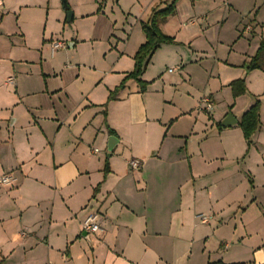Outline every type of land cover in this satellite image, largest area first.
Here are the masks:
<instances>
[{
  "label": "crops",
  "instance_id": "crops-1",
  "mask_svg": "<svg viewBox=\"0 0 264 264\" xmlns=\"http://www.w3.org/2000/svg\"><path fill=\"white\" fill-rule=\"evenodd\" d=\"M21 1L4 0L0 8L17 14L5 33L10 38L2 33V55L11 48L42 52L53 41L44 20L60 0ZM170 1L130 5V33L109 38L115 57L89 91L69 92L43 63L39 89L27 91L32 69L23 59L14 76H0V176L15 178L0 186V264H264V67L249 69L264 18L244 21L234 7L236 31L221 39L201 0L193 1L162 24L176 43L151 57L141 76L146 89L129 79L109 100L146 41L141 21ZM160 58L173 70L145 78ZM238 79L248 91L235 97ZM206 96L214 102L210 112ZM257 100L261 125L249 142L240 121ZM230 112L237 123L223 127ZM111 136L119 141L108 157ZM92 212L102 226L96 233L83 227ZM199 214L212 217L203 223Z\"/></svg>",
  "mask_w": 264,
  "mask_h": 264
},
{
  "label": "rangeland",
  "instance_id": "rangeland-1",
  "mask_svg": "<svg viewBox=\"0 0 264 264\" xmlns=\"http://www.w3.org/2000/svg\"><path fill=\"white\" fill-rule=\"evenodd\" d=\"M139 1L141 5L140 8L143 9L151 0ZM179 1V4L177 3V11L180 14L191 10L193 6L192 3L196 0ZM68 2L70 9L74 12V7H76L77 11L72 21L67 20V11L64 8L63 0H60L58 10L55 9L51 11L46 20H44L47 21L48 24V32L45 38H49L50 41H62L66 44V47L57 49L54 55L50 50L51 43L49 42L48 45L47 40L45 41L46 45L42 52L35 53V51H29L30 53H28L24 51V49L18 50L11 48L8 50L7 54H4L6 57L0 54V60L4 61L0 66V76L8 75V73L13 75V65L19 63L20 59H23L24 61H30V69H32L30 72L31 77L26 81L28 83L25 84V89L27 91H29L28 86L31 90L39 89L36 86L40 85V83L38 82L36 84L35 82H37V78L40 77L38 72L42 70V63L44 64L45 71H50L52 78H55L54 76L56 75V81H63V85L68 86L67 90L69 92L77 93L89 91L91 84L95 83L93 76H100L101 73L99 70H106L104 67H108L109 62H112L115 57L111 49L116 51V48L110 45L109 38L120 37L119 35L123 33L126 36V32L130 33V25L126 22L125 18L131 13L128 9L131 4L136 3V0H124L123 2L121 0H68ZM170 2L165 3V5L167 6ZM217 2H219V5H217L218 7L215 6ZM19 3H24V0ZM262 4H264V0H215L214 2L213 0H201L199 8L209 13L208 21L210 26L217 29L220 33L218 37L222 39L230 37V35L236 31V20L238 19V15L229 14L230 10L236 7L244 21H249V18L252 21L258 15V19L264 18V8L262 11L259 10ZM136 6L135 11L139 14V5ZM213 6L216 7L214 11L211 8ZM210 8L211 10H209ZM257 10H259V12H257ZM95 11H97L98 14L93 13ZM99 13H101V15H99ZM132 13L134 14V11H132ZM82 14H86L87 16L81 17L80 15ZM0 16L4 18V21L0 23V39L3 38L2 33L4 36L10 38L5 33L13 24L16 26L17 14L9 15L7 10L2 11V9H0ZM112 33H114L113 36H111ZM15 37L19 38L20 36L15 34ZM223 40L227 41L225 39ZM225 45L227 44H224V46ZM236 47L237 46L234 48ZM7 58H9V60ZM163 64H165V66ZM173 68L174 65L168 64L166 59H162L160 64L156 63L153 67L149 65L144 77L151 78V73H159L160 69L168 74L169 69L173 70ZM52 86L55 87V85ZM10 88L15 90V84L10 85ZM104 147H106V144ZM13 185L14 181L10 186Z\"/></svg>",
  "mask_w": 264,
  "mask_h": 264
},
{
  "label": "trees",
  "instance_id": "trees-1",
  "mask_svg": "<svg viewBox=\"0 0 264 264\" xmlns=\"http://www.w3.org/2000/svg\"><path fill=\"white\" fill-rule=\"evenodd\" d=\"M179 0H172L166 7L159 8L153 7L148 19L141 21V27L146 35V41L140 45L137 52L134 55L135 65L134 69L127 74L124 80L115 90L110 92L109 100L116 98L117 93L126 87V83L129 79H135L141 84V89L144 91L147 87V82L141 79L142 74L146 70V67L153 56V54L160 48L162 44H174L176 43L174 37L166 34L162 30V24L165 23L168 18L177 13V3ZM264 67V38L261 40L260 46L256 55L251 59L249 63V69H263ZM233 95L235 97L247 93L248 89L244 79H238L232 82ZM260 107L259 100L253 104L250 109L243 115L240 126L243 130L245 138L250 142L252 135L259 129L260 122ZM106 115V110L104 111ZM111 134H114L113 130H110ZM108 162V159L106 160ZM108 172V163L107 170Z\"/></svg>",
  "mask_w": 264,
  "mask_h": 264
},
{
  "label": "built area",
  "instance_id": "built-area-1",
  "mask_svg": "<svg viewBox=\"0 0 264 264\" xmlns=\"http://www.w3.org/2000/svg\"><path fill=\"white\" fill-rule=\"evenodd\" d=\"M3 5H4V0H0V8H2ZM51 45H52L53 50H57L59 48H65L66 47V44L64 42L58 41V40L52 41ZM14 81H15V79L13 76L8 78V82L14 83ZM202 104H203L204 109L208 112L212 111L214 108V102L208 96H206L202 99ZM98 151H99L98 149H95V152H98ZM129 164L133 169H137V170L140 169L142 166V163L137 159L130 160ZM13 181H15V178L11 172L5 173V174L0 176V186L1 187L10 186V185H12ZM211 217L212 216L207 215V214H199L198 215V218L203 223H208L210 221ZM83 227L87 232H90V233H96L98 231H101L102 226L100 223L99 214L96 212L90 213L85 218V220L83 222Z\"/></svg>",
  "mask_w": 264,
  "mask_h": 264
},
{
  "label": "water",
  "instance_id": "water-1",
  "mask_svg": "<svg viewBox=\"0 0 264 264\" xmlns=\"http://www.w3.org/2000/svg\"><path fill=\"white\" fill-rule=\"evenodd\" d=\"M64 8L67 11V20L72 21L73 19V11L70 9L68 0H63ZM237 120L235 119L234 115L230 112L227 114V116L222 121L223 127H230L233 124H236ZM119 140L115 136H111L108 141L107 151H108V157L111 156L113 153L114 147L117 144Z\"/></svg>",
  "mask_w": 264,
  "mask_h": 264
}]
</instances>
